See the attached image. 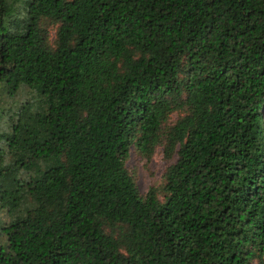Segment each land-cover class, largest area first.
<instances>
[{
	"label": "trees",
	"instance_id": "1",
	"mask_svg": "<svg viewBox=\"0 0 264 264\" xmlns=\"http://www.w3.org/2000/svg\"><path fill=\"white\" fill-rule=\"evenodd\" d=\"M0 120V264H264V0H0Z\"/></svg>",
	"mask_w": 264,
	"mask_h": 264
},
{
	"label": "rangeland",
	"instance_id": "2",
	"mask_svg": "<svg viewBox=\"0 0 264 264\" xmlns=\"http://www.w3.org/2000/svg\"><path fill=\"white\" fill-rule=\"evenodd\" d=\"M176 117L175 113L172 114L171 120L174 121ZM2 123L3 120H0L1 125ZM126 165L134 172L138 190L143 195L150 186L162 185L163 175L169 162L165 160L161 147H158L149 160L141 158L132 150L126 160ZM22 213L21 211L7 213L5 210H0V228L15 222L22 216Z\"/></svg>",
	"mask_w": 264,
	"mask_h": 264
}]
</instances>
